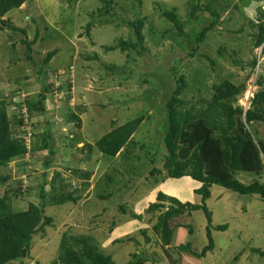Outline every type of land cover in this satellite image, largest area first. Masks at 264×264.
Masks as SVG:
<instances>
[{"label":"rangeland","instance_id":"1","mask_svg":"<svg viewBox=\"0 0 264 264\" xmlns=\"http://www.w3.org/2000/svg\"><path fill=\"white\" fill-rule=\"evenodd\" d=\"M209 1L201 0L200 4ZM112 2L115 8L111 17L100 19H93L91 13L102 6L101 0H31L2 18L25 29L28 41L36 36L32 47L36 64L48 51H58L43 67L42 79L37 67L25 58V48L19 42L25 36L11 34L7 29L0 31V98L8 103V115L18 114V103L36 100L43 85L48 88L45 112L24 116L22 126L12 122L16 135L25 137L30 149L33 138L28 133L34 135L48 129L56 153L47 169L43 166L50 158L47 151L34 154L29 150L12 160L1 169L9 179L0 185V196L8 193L14 210H24L29 202H40L42 187L51 194L50 183L55 173L60 175L56 186L62 181L67 185L66 191L80 195L76 203L47 205L45 211L52 217V225L33 238L26 258L11 264H51L64 232L91 237L114 264H127L133 254L141 251L149 260L145 264H264L259 253L264 252V200L255 195L211 186L206 205L212 213V225L228 227L225 231H211L215 247L201 258L176 249L179 244L190 243L194 251L200 252L206 245V219L201 210L185 213L171 222L174 232L169 246H163L153 230L156 217L145 213L158 192L182 202L200 203L192 180H162L163 173H149L152 168L162 169L161 138L165 105L175 88L173 74L185 76L187 88L182 97L192 103L200 98L209 99L212 86L225 79L234 84L245 83L237 104L247 109L253 93L259 89L254 85L257 78L264 88V44L255 48L252 40L257 32V7H263V3L216 0L212 5H217L220 22L203 42L197 43L196 35L210 23L211 17L206 11L190 17V0ZM160 8L175 9L185 35L179 34L160 14ZM136 17H144L142 33L147 54L138 57L119 49L106 52L104 46L129 37L130 29L123 21ZM88 22L92 25L87 34ZM200 54L213 60L214 66ZM254 58L257 62L252 69L250 63ZM110 65L116 66L122 77L105 69ZM70 113L79 116V126L68 120ZM139 115L145 118L132 138L139 147L146 146L149 153L156 155L153 166L146 154L147 159L143 157L141 163L129 167L122 152L110 158L94 148L91 152L81 148ZM248 128L264 140V122L252 123ZM136 149L134 154L144 156L145 150ZM75 170L91 173L90 178L82 179ZM252 176L241 172L236 178L248 182ZM258 179L264 183V174ZM120 206L125 208L124 212ZM132 214L141 218H132ZM142 231L146 232L147 242Z\"/></svg>","mask_w":264,"mask_h":264},{"label":"trees","instance_id":"2","mask_svg":"<svg viewBox=\"0 0 264 264\" xmlns=\"http://www.w3.org/2000/svg\"><path fill=\"white\" fill-rule=\"evenodd\" d=\"M30 1L0 0V31L7 29L11 34L21 33L25 36L19 40L25 48V58L30 64L37 67V73L41 77L43 67L50 63L58 50L48 51L40 64H36L32 56V47L35 44L36 36L33 40L28 41L25 29L14 26L8 19H2L10 11L19 9L24 3ZM215 1L210 0L207 4L201 5V0H190V17L195 18L198 12L204 11L211 17L210 23L202 27L196 35L197 43L203 42L208 32L220 22L217 5H212ZM253 1L263 3V7L261 5L257 7L255 24L257 32L252 38L253 46L258 48L264 44V0ZM101 2L102 6L97 9V15H95L96 12L91 13L93 19L95 16L99 19L100 17H109L110 13L114 12L115 7L112 0H101ZM159 10L160 14L177 29L179 34L185 35L175 9L160 8ZM123 24L130 29L129 37L119 39L115 44L104 46L103 49L106 52L119 49L121 52L126 51L127 54H136L138 57L147 54L142 33L144 17L123 21ZM91 25L92 22H88L86 25L87 34ZM221 50L223 51V49ZM222 51L219 52L220 55H222ZM200 56L205 57L211 66H214L215 62L208 56L203 54ZM93 58L96 59L95 55ZM233 62L237 63L235 60ZM256 62L257 60L254 58L250 63L252 69L255 68ZM105 69L122 77L123 73L121 74L114 65L105 67ZM173 75L175 88L165 105V127L162 130L161 138L162 169L152 168L149 173L160 176L163 173L164 178H160L162 180L189 177L200 183V187L194 190V193L200 196V203L182 202L175 197L158 192L155 201L149 203L145 213L156 217L152 226L153 230L160 243L163 246H169L174 232L171 222L185 213L190 215L194 211L201 210L206 219V245L200 252L194 251L190 243L176 246L179 252L201 258L215 247L211 231L213 229L225 231L228 227V224L212 225V213L206 205V200L211 195L212 185L232 190L240 195H255L264 200V183L258 179L264 174V140L256 137V131L251 132L248 128L252 123L264 122V88H262V81L257 78L254 85L256 84L259 89L253 93L249 107L245 110L237 104L238 98L245 91V83L234 84L227 79L212 86V95L209 99L200 98V101L192 103L182 97L187 88L185 76L175 73ZM47 89L43 85L36 100H25L18 103V114L12 117L8 115L6 99L0 98V185H4L9 179V175L2 174L1 169L8 167L12 160L24 156L29 150L34 154L40 151L48 152L50 158L43 162L46 169L55 159L53 136L48 129L34 135L31 132L29 137L33 140L30 149H28L25 137L17 136L12 124L14 122V124L22 126L24 116L29 118L33 112L43 114L46 110ZM67 118L71 122H77V126L80 125V118L75 113H70ZM144 118V115H139L120 126L113 127L93 144L86 143L81 148L84 147L89 152L94 148L103 156L110 158L116 157L122 152L123 161L126 164L129 163V167L136 166L143 161V157L146 158V155H149L153 166L156 155L149 153L146 146L139 147L132 138ZM23 133L25 134V131ZM134 149L145 150L144 156L140 155L141 153L134 154ZM241 172L253 176L248 182H242L236 178ZM74 173L81 175L84 180H88L91 175V173L79 170H75ZM59 177V173H55L51 179L50 195L43 191L42 187L40 202H29L24 210H14L11 196L8 193L0 196V264L21 262L28 256L33 238L52 225V217L45 211L47 205L59 206L76 203L80 199V195L66 191L64 188L67 185L62 181L59 186L55 185L56 179ZM101 198H105V196H101ZM120 210L124 212L125 208L120 206ZM132 218L138 220L141 216L132 214ZM142 235L145 236L147 242L149 239L146 237V232L142 231ZM253 250L259 251L258 249ZM259 253L264 257V252ZM148 261L141 251L133 254L127 264H145ZM51 264H114V261L110 255L104 254L98 248L91 237L69 235L64 232L60 238L57 256Z\"/></svg>","mask_w":264,"mask_h":264},{"label":"crops","instance_id":"3","mask_svg":"<svg viewBox=\"0 0 264 264\" xmlns=\"http://www.w3.org/2000/svg\"><path fill=\"white\" fill-rule=\"evenodd\" d=\"M184 178H186V180H187V183L189 182V181H191L192 179L191 178H189V177H182V180H184ZM189 178V179H188ZM181 179V178H180ZM192 184L194 185H196V187L194 188V189H197V188H199L198 186L200 185V183H198V182H196V181H194V180H192ZM190 185V184H189Z\"/></svg>","mask_w":264,"mask_h":264},{"label":"built area","instance_id":"4","mask_svg":"<svg viewBox=\"0 0 264 264\" xmlns=\"http://www.w3.org/2000/svg\"><path fill=\"white\" fill-rule=\"evenodd\" d=\"M28 135L30 136V133H28Z\"/></svg>","mask_w":264,"mask_h":264}]
</instances>
